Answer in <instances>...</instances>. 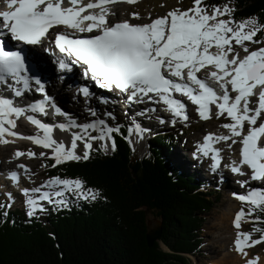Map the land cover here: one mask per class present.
<instances>
[{
    "label": "snow or ice",
    "instance_id": "1",
    "mask_svg": "<svg viewBox=\"0 0 264 264\" xmlns=\"http://www.w3.org/2000/svg\"><path fill=\"white\" fill-rule=\"evenodd\" d=\"M138 2L0 0L3 5L0 35L7 34L24 46L41 47L56 56L60 71L78 67L84 80L99 89L126 96L129 104L157 105L171 117L170 121L159 118L161 124L170 123L174 127L177 122L188 120L185 99L195 106L201 120H210L213 114L217 119L225 117L229 122L219 127L227 133L205 134L202 143H197L193 157L210 159V170L215 172L224 161L221 153L225 147L232 151L233 145H238V159L223 163V167L247 177L238 181L241 187L250 181L264 182V46L250 51L245 43L264 44V40H254L258 32H264V24L253 17L236 21L233 19L235 9L229 4L209 6L204 0H192V6L184 10L173 7L156 18L149 14L148 22H130L143 19L138 12L130 13V19H110L115 15L111 5ZM202 70L204 78L197 75ZM3 91L15 98L34 91L41 99L18 106L13 98L4 96ZM78 92L86 101L92 96L87 86L80 87ZM101 101L105 102L103 98ZM49 107L56 115H65L50 101L42 77L29 74L22 52L6 50L0 44V143H9L6 137L28 140L50 150V155L41 151L39 157L51 159L50 166L56 167L89 159L93 141L111 140L112 134L120 131L118 126L111 127L100 118L87 123L69 118L55 126L44 123L37 114L47 115ZM146 110L157 111L150 107ZM88 112L92 117L97 116L91 108ZM21 118L34 125L37 134L25 136L15 131ZM54 128L71 134L70 145L53 138ZM146 131L148 129L135 122L128 129L129 136L135 134L138 140L143 139ZM78 141L83 145L82 155L76 151ZM131 143L129 140L130 146ZM111 148L115 151L114 140ZM101 150L108 151L106 143ZM21 156L32 159L37 154L31 149L14 153V158ZM17 167L29 172L23 163ZM10 179L18 183V173L10 172ZM42 188L49 190L42 191ZM22 192L29 217L47 210L42 201L58 210L68 207L69 195L90 200L101 196L98 190L85 189L79 178L52 177L44 185L24 188ZM233 196L248 205L247 212L241 208L233 220L237 229L234 250L244 258V264H258L259 256L248 258L246 249L264 242V228L253 229L260 233L259 239L239 229L243 217L264 212V190L252 189L246 194L233 193Z\"/></svg>",
    "mask_w": 264,
    "mask_h": 264
},
{
    "label": "trees",
    "instance_id": "2",
    "mask_svg": "<svg viewBox=\"0 0 264 264\" xmlns=\"http://www.w3.org/2000/svg\"><path fill=\"white\" fill-rule=\"evenodd\" d=\"M204 3L230 4L234 20L253 17L264 24V0ZM256 39L264 40V32ZM175 137L149 140L148 154L140 156L121 126L106 153L102 144L92 142L89 159L49 167L50 175L79 178L85 189L101 196L90 200L69 195L68 207L56 210L45 204L47 210L32 217L0 204V264H187L188 255L200 246L201 214L211 208L212 199L200 191L195 175L171 159ZM256 216L261 220L253 221L254 227L264 228V212ZM152 219L163 230L148 246L146 228Z\"/></svg>",
    "mask_w": 264,
    "mask_h": 264
},
{
    "label": "rangeland",
    "instance_id": "3",
    "mask_svg": "<svg viewBox=\"0 0 264 264\" xmlns=\"http://www.w3.org/2000/svg\"><path fill=\"white\" fill-rule=\"evenodd\" d=\"M119 15L122 17H128L130 18V13L132 12H138L140 16L143 18L141 21H144L147 19V16L152 15H164L168 10H170L173 7H179L181 10L187 9L188 7H191L192 4L190 2H178L177 0H139L138 3L136 4H128V3H119ZM122 5V6H121ZM161 5H164L161 7ZM230 7L232 5L229 4ZM138 21V20H135ZM255 40V39H254ZM248 46L249 49H257L258 47L264 46V44H253L250 42H245ZM40 52L42 51L41 48H39ZM61 95V93H59ZM60 110L61 112L67 111L70 113L71 116H75V113L80 116L85 112L84 109H77L76 105L71 102H67L63 98H61L59 95H57L56 98H54L53 102ZM75 106V109H71V105ZM121 103L117 105V108L114 109V113H111V120L116 121L114 123L113 127H117L118 125H123L126 128L129 129L130 126L133 125V123H139L143 128L148 129L143 135L142 140H138L135 134L129 136V139L131 140V144L133 148L135 149V153L141 155L148 154V147L149 146V140L153 138H162L164 136L168 137L170 135H174L175 140H174V146L170 147V157L173 160V162L177 165H182L183 170L195 175V177L199 180L201 183L200 191L208 198H211L212 201V206L209 210L202 212L201 217L204 219L199 231L200 235V246L197 247V252L195 255L191 254L188 255L189 261L187 264H215L218 261V258L220 259L221 255L223 254H228L230 255L231 252L234 249L233 242L231 243H225V247L221 251L219 247H217L218 243V237L225 239L226 237L229 238L232 236V239L235 236V228H232V222L230 219L228 220V226L226 222H223L224 218V210L227 206V201L228 198L233 196V193H243L244 190L241 189V186L237 180H235V177L229 172V169L225 171V173H229L227 177H224L227 179L225 183H220L219 182V174L222 172L221 170H218L214 172L213 174H209L208 172V167H210L209 161H204L202 164H199V160L194 161L193 153L194 150L192 151L191 148H196V145L198 142H200L203 139V136L206 132H217L218 130L220 131L221 128L216 122V120L213 118L211 120H201L198 117V114L195 113V110L189 106L187 110L189 111L188 115V120L186 121H179L176 123L174 127H169L167 123L161 124L159 123V116L156 117H151V118H146L143 116H139L140 111H137L135 108L131 107V110L128 109L124 110ZM50 110L53 111L49 107ZM79 110L82 113H80ZM96 113H98L96 111ZM65 114V113H64ZM214 115V114H213ZM135 116L137 118H135ZM97 117H103L102 114H98ZM58 116L56 117V119ZM53 119H55L53 117ZM59 119V118H58ZM136 119V120H135ZM166 121V117H163ZM50 123V122H49ZM53 125V122L50 123ZM73 131V130H72ZM78 131V129H76ZM183 131V132H181ZM219 131L217 133H219ZM185 132V133H184ZM187 133V134H186ZM53 138L56 139L57 141H66L71 139V134L69 132H54ZM99 142V141H95ZM103 142V143H101ZM99 143L107 144V141H101ZM78 148H77V154L82 155L83 154V145L80 144L78 141ZM3 146V147H2ZM10 146L8 150H5L4 144L0 145V149H2L3 153V159L5 163L11 162V159L13 157V151L15 148L27 151L31 149L33 152L37 154L36 158L29 159L27 156H23L20 161L25 163L29 169L28 173H22L24 176V182L27 187H34L38 186L39 184H45L46 181L51 179L52 177H49L47 171H46V166H45V161L47 159L40 158L39 153L41 151H44V149L33 145L31 142L29 143H23L19 142L17 145H8ZM108 146V144H107ZM34 147L36 148L34 150ZM42 149V150H41ZM41 150V151H40ZM46 152V151H45ZM50 155V151L46 152ZM231 153V152H230ZM227 155V160H231L230 156H233L232 153ZM51 160V159H49ZM52 161V160H51ZM227 161V162H228ZM53 162V161H52ZM7 185L5 184L4 187L0 185V204L3 203V197H2V191L6 192L5 190L13 193L12 198L13 200L20 199V195L17 193H14V190L12 189V183L6 182ZM258 185V184H256ZM256 187V186H255ZM254 188V187H253ZM258 189L263 190L264 186L257 187ZM18 189V188H17ZM243 190V191H242ZM13 191V192H12ZM242 191V192H241ZM213 192L214 195H211L210 193ZM233 192V193H232ZM16 198V199H15ZM19 206V204H18ZM240 209L244 208L245 212H247L248 205L245 203L240 204ZM13 210V208H11ZM256 217V212L252 214L251 217L245 216L243 219V224H242V229L243 232H249L251 233V236L253 239H259L260 234L258 232L253 231V227L255 226L252 221H259L255 219ZM219 225V227H218ZM229 230H231L229 232ZM250 258L256 257V256H264V242H261L260 244H257L250 249ZM227 252V253H226ZM219 254V255H218Z\"/></svg>",
    "mask_w": 264,
    "mask_h": 264
},
{
    "label": "bare ground",
    "instance_id": "4",
    "mask_svg": "<svg viewBox=\"0 0 264 264\" xmlns=\"http://www.w3.org/2000/svg\"><path fill=\"white\" fill-rule=\"evenodd\" d=\"M119 6L120 4L117 3L115 5H113V11L115 12V15H116V18L119 20V19H122V16L119 15ZM122 6V5H121ZM46 46V45H45ZM41 48V47H40ZM42 49V48H41ZM241 55H243V52L241 51ZM43 72L47 73V71L45 69H43ZM75 81V77L73 79ZM52 83V82H51ZM47 89V88H46ZM49 98H50V101L53 102L54 98L57 97V95H59L61 98H63L64 100H66L67 102H71V103H74L76 105V108L77 109H84L85 112H87L86 114L83 113L81 114L80 116H78L76 113H75V116H71L69 112L67 111H63V113H65V115L63 116H59V115H56L54 113V111L50 110L49 108H47V115H44V114H37V118L41 119L42 122L44 123H47V124H50L51 122H53V126L59 124V123H64L66 122L69 118H73V120H75L77 123H86L88 121V119L85 117V115L88 117V116H91L88 112V109L91 108L95 111H97V115L98 114H102V118L101 117H97L96 118H100V119H104L106 122L110 121L111 120V117L109 116H106L104 113L105 112H108V113H114V104L113 103H110V102H98V103H101L100 106L97 105V103H94L92 101H90L92 98H90L88 100V102L85 100V98H83L82 100H79V104H77L75 101H72L68 95L60 89L58 88H54V87H49L48 90L46 91ZM61 93V95L59 94ZM4 95V93H3ZM38 95V97L40 96L39 94H36ZM34 95L32 96H29V95H25L23 98H15V97H12V96H8L10 98H13L15 100V103L18 105V106H25L27 103H29L28 101L31 99V98H34L33 97ZM106 97H109V94L106 96ZM93 100V99H92ZM86 101V102H84ZM184 103L186 104V111H187V114H189V111L187 110V108L189 106L193 107L195 109V106L191 105V103H189L188 101H184ZM71 105V109H75V106ZM127 106L128 108V112L129 110H131V107L135 108L134 106H131L130 107V104L128 103L127 105L126 104H123L122 107H125ZM137 111H140V112H137V113H140L139 116H143V117H146V118H151V117H158L159 118H163L164 116L169 119L168 121H170L171 117H170V114L166 113V112H163L162 114L159 112V110L155 111V112H149L147 111L146 109L148 108H145L143 109L142 107H136L135 108ZM155 109H158V108H155ZM76 111H79V110H76ZM80 113H82L81 111H79ZM58 116V118L56 119V117ZM111 116V115H110ZM53 117L55 119H53ZM95 118V117H93ZM135 118H137L135 116ZM136 120V119H135ZM50 122V123H49ZM51 125V124H50ZM15 131H17L18 133L22 134V135H35L37 134L38 132V129L32 125L31 123H29L26 119L24 118H21L19 121H18V127L16 129H14ZM73 131H76V129H73ZM219 131V130H218ZM54 132H60V130L58 128H54ZM53 132V134H54ZM207 133H215L216 132H206L205 134ZM204 134V135H205ZM219 134H226V130L225 129H221L220 133ZM6 139H8L10 142L9 143H6V147L4 148L5 150H8L10 146L8 145H17V143L19 144L20 142V139L17 140V138H14V137H6ZM11 141H14V142H11ZM100 142V141H99ZM99 142H96V144H100ZM64 143L66 144V146L70 145V140H66L64 141ZM3 147V146H2ZM8 148V149H7ZM36 148L34 147V150ZM233 149L231 152L233 153V159H238V151L236 149V145H233ZM16 150H20V149H17L15 148L13 153L16 151ZM42 150V149H41ZM40 150V151H41ZM3 150L0 149V173H2V170L3 169H7V168H11L9 171L12 172V171H16L17 173L20 171L21 173L24 172L23 170L19 169L17 167L18 164L20 163H23L20 161V159H17V158H14V156L11 159V162L9 163H5L4 162V159H3V154L4 153L2 152ZM20 151H23V150H20ZM44 151L48 152V149H44ZM50 151V150H49ZM35 152H38V151H35ZM224 161L223 163H226L228 160H227V157H226V154H227V151L226 149L224 150ZM231 154V153H230ZM230 160V159H229ZM47 162V161H45ZM53 163V162H52ZM25 164V163H23ZM26 165V164H25ZM27 166V165H26ZM49 167H46V171L49 172ZM10 172H9V176H5V177H2L0 176V185L2 187H4V185L6 184L7 185V179L10 180ZM229 173H225V177H227ZM231 175V173H230ZM224 176H221L218 178L220 179L221 177L223 178V182L222 183H225L227 181V179L224 177ZM19 178V177H18ZM20 179V182H16L17 185H18V188L19 189H23V188H28L27 185L24 184V180L22 178H19ZM27 182V181H25ZM255 184V182H252L251 185ZM240 187V186H239ZM44 188H42V191H43ZM253 189H256V187H254ZM3 192V191H2ZM9 192V191H8ZM233 193V192H232ZM38 195V194H37ZM240 204L241 202L238 201L237 199L234 198V196L229 197L228 198V201H227V206L224 210V220L223 222H226L227 226H228V220L230 219V221L232 222V225H233V220H234V217H235V214L240 210ZM243 218L241 220V225L243 224ZM158 221V220H157ZM219 227V225H218ZM234 226H232L233 228ZM241 229H242V226H241ZM240 229V230H241ZM231 230H229L230 232ZM236 231V230H235ZM242 231V230H241ZM232 232V231H231ZM234 237V236H233ZM234 241V238L232 239V236L229 237V238H220L218 237V240H217V247H219V249L222 251L223 248L226 246L225 243H231ZM246 251L248 252V258H250V250L246 249ZM227 253V252H226ZM229 253V252H228ZM223 254V256L221 255L220 259L218 258V261L215 263V264H244V258L239 254L237 253L234 249L233 251L231 252V254ZM219 255V254H218ZM259 262L258 264H264V256L261 257L259 256Z\"/></svg>",
    "mask_w": 264,
    "mask_h": 264
},
{
    "label": "water",
    "instance_id": "5",
    "mask_svg": "<svg viewBox=\"0 0 264 264\" xmlns=\"http://www.w3.org/2000/svg\"><path fill=\"white\" fill-rule=\"evenodd\" d=\"M47 162H45V166ZM161 223L155 219H152L146 228V241L147 245L151 246L153 242L157 241L161 234Z\"/></svg>",
    "mask_w": 264,
    "mask_h": 264
}]
</instances>
